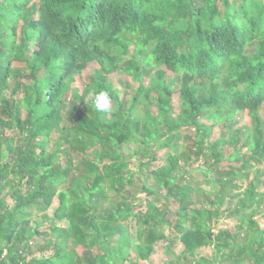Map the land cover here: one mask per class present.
Here are the masks:
<instances>
[{"label": "trees", "instance_id": "obj_1", "mask_svg": "<svg viewBox=\"0 0 264 264\" xmlns=\"http://www.w3.org/2000/svg\"><path fill=\"white\" fill-rule=\"evenodd\" d=\"M263 108L264 0H0V264H264Z\"/></svg>", "mask_w": 264, "mask_h": 264}, {"label": "rangeland", "instance_id": "obj_2", "mask_svg": "<svg viewBox=\"0 0 264 264\" xmlns=\"http://www.w3.org/2000/svg\"><path fill=\"white\" fill-rule=\"evenodd\" d=\"M99 65L97 63H92V65L89 67V69L82 74L81 76H76L75 80L72 83V87L73 88H78L80 91H82V89L84 88V83L85 82H90L92 77L94 76V74L96 73V71L99 69ZM169 79H171L174 75L170 72H166ZM109 81L110 83L113 84L116 92L120 95L121 99L124 102H128L129 100L132 99V97L135 94L136 89L139 86V82L135 81L133 79L132 76L126 75V74H119L118 72L112 73L109 75ZM168 79V81H169ZM146 83L148 82H152V78H147L146 79ZM177 96V95H176ZM117 106L113 103L112 105V110L115 111L117 108ZM175 108H176V113L179 112V100L178 98L175 97ZM262 115L264 116V108L262 109ZM242 124H238L236 126V129H238ZM218 133V129L215 130V135H217ZM56 135V134H55ZM55 135L54 138L52 137V142L50 144V148H52V146L54 145L55 142ZM186 142V141H185ZM184 143V142H183ZM190 142H188L187 144H189ZM186 144V143H185ZM138 144H134L131 146H128L126 148H124V154L126 156H130L132 154V152L135 151V149H137ZM230 153V150H228V154ZM166 150H161L157 152V162H155V166L156 165H165L166 163ZM137 160L135 158H133V162L135 163V165H137ZM222 165H228V162L223 163ZM201 166V167H200ZM262 165H258L257 167H261ZM200 167V168H199ZM190 169H203L204 170V165L201 164V160L194 163L193 166L190 167ZM264 169V168H262ZM198 172H200L198 170ZM201 179L203 178L202 174H200ZM195 179L198 180V176H195ZM139 182V181H138ZM261 191H264V186L260 187ZM113 197V196H112ZM155 197L152 196L151 199H154ZM10 200V199H9ZM11 201V200H10ZM58 205V200L55 201L54 205L52 206V208L50 209L49 213L52 214V212L54 211V209L57 207ZM54 207V209H53ZM257 218L260 219L261 223L264 224V219L260 218V216H257ZM32 219L35 223V219L40 220L41 221V216L39 214L36 213V211L32 212ZM238 220L237 219H226V220H222L220 222V224L218 225L220 228H229V229H233L235 227V225H237ZM38 240V239H37ZM80 253H85V248L84 247H79L78 248ZM167 250V246H166V242H161L157 251L153 254L151 261L149 264H164L167 260H170L172 258L171 255H168L166 253ZM177 253H180L183 250V245L180 242H177V244L175 245V249H174ZM212 252L210 249H205L203 252L204 256H211ZM142 264H148L147 262H143Z\"/></svg>", "mask_w": 264, "mask_h": 264}, {"label": "clouds", "instance_id": "obj_3", "mask_svg": "<svg viewBox=\"0 0 264 264\" xmlns=\"http://www.w3.org/2000/svg\"><path fill=\"white\" fill-rule=\"evenodd\" d=\"M113 100L107 90H100L95 93L94 107L100 112H109L112 109Z\"/></svg>", "mask_w": 264, "mask_h": 264}]
</instances>
